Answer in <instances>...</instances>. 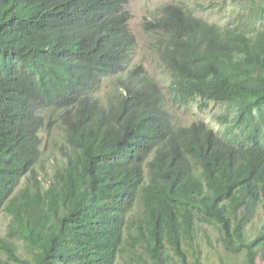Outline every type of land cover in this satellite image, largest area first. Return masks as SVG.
I'll return each instance as SVG.
<instances>
[{
	"label": "trees",
	"instance_id": "obj_1",
	"mask_svg": "<svg viewBox=\"0 0 264 264\" xmlns=\"http://www.w3.org/2000/svg\"><path fill=\"white\" fill-rule=\"evenodd\" d=\"M233 1L145 16L152 74L129 0H0V264H264V0Z\"/></svg>",
	"mask_w": 264,
	"mask_h": 264
},
{
	"label": "rangeland",
	"instance_id": "obj_2",
	"mask_svg": "<svg viewBox=\"0 0 264 264\" xmlns=\"http://www.w3.org/2000/svg\"><path fill=\"white\" fill-rule=\"evenodd\" d=\"M204 2L206 7V11H198L202 15L207 16L210 20L214 19H223L226 16L227 18H230L229 13L231 14L233 10L240 9V6L237 5L233 0H201ZM218 1L219 4L217 5H212L211 2ZM171 2H179V3H193L196 4L197 0H129L127 8L130 10L132 14V18L130 20V25L133 33L137 37V50L136 53L134 54L133 60L131 61V64L134 65L136 63H143L148 71L150 73L153 72V57L150 54L149 51V34L146 33L143 30V21L145 16H150L151 12L157 9L159 6ZM225 3V4H224ZM223 7V13L220 12V6ZM112 78L107 80L106 86H103L100 92H98V96L102 97L103 100L105 101L104 97H106L108 91L110 90ZM221 107H219L218 104L212 102L210 105V108L206 113L201 112L198 108L193 107V108H181V109H175L174 111L177 113V118L179 121L182 123H190L194 118H204L207 120L211 126H215L216 128H219L220 125L217 121V117L215 116V113H218L221 111ZM54 125V124H53ZM58 126L56 127L55 131L51 134L50 136L48 135H43L44 136V141L42 142L43 145H47V142H49V149L47 153L43 156V164L45 165V169L49 171V175L52 174L53 167L55 166L56 161L52 159L53 155H56L61 159L62 154H60L57 149L58 147L54 146L55 142L61 141V136L58 131ZM51 160V161H50ZM53 160V161H52ZM42 174L45 173V171H40ZM48 175V177H49ZM257 222H259V219H257ZM6 225H7V220L4 217H0V235L5 234L6 232Z\"/></svg>",
	"mask_w": 264,
	"mask_h": 264
}]
</instances>
